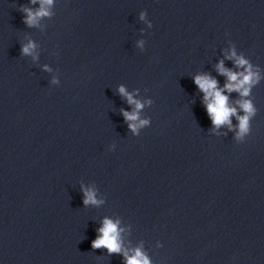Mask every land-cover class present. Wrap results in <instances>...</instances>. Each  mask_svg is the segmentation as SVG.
<instances>
[{
    "label": "clouds",
    "instance_id": "clouds-1",
    "mask_svg": "<svg viewBox=\"0 0 264 264\" xmlns=\"http://www.w3.org/2000/svg\"><path fill=\"white\" fill-rule=\"evenodd\" d=\"M32 4L39 3L40 7L33 11L31 8L22 7V11L25 13L24 23L29 27L38 25L41 18L50 16L51 12L46 6H51L53 0H30ZM146 12L140 13V19L145 20ZM152 25L149 23V27ZM144 41H139L138 46L143 47ZM36 45L31 40L24 44L21 48L22 55H32L35 59L34 50ZM228 59H232L237 68H243V71L233 72L230 69H226L223 65V61H220L217 65V70L221 75L226 76L227 82L224 85V89L218 87V82L209 76L208 74L197 75L194 77V83L198 89L204 94L203 100L208 116L210 117L212 124L215 128H219L222 125H228L232 130L233 126L231 118L233 116L238 120L236 128V138L242 140L246 135L250 133V121L256 115V108L251 100L245 99L249 97L251 88L259 82L260 76L257 72L252 70V65L243 56H238L235 50H232L227 56ZM47 70V68H46ZM53 83H56L55 79ZM228 93L237 92L241 97L236 101L237 106H231L229 104V97L224 94V91ZM121 96L127 99L129 105H134L133 111H122V114L128 123L129 129L136 133L139 128H142L149 124L147 119L139 118V110L143 108L141 101L135 99L123 86L118 89ZM148 103H151L149 101ZM242 111L243 115H238L237 109ZM84 193L85 205H98L101 201L96 199L95 190L90 188H82ZM98 236L92 241L93 249L105 248L108 253L122 254L125 258V264H151L148 257L139 249H135L132 255H129L127 251L122 248V241L120 233L122 229L119 228V221L113 222L111 219L105 218L103 225L97 230Z\"/></svg>",
    "mask_w": 264,
    "mask_h": 264
}]
</instances>
